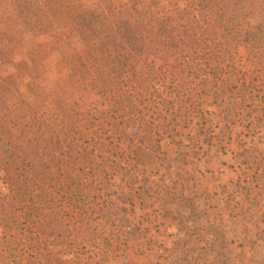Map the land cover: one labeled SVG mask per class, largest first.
Returning a JSON list of instances; mask_svg holds the SVG:
<instances>
[{
	"label": "trees",
	"instance_id": "obj_1",
	"mask_svg": "<svg viewBox=\"0 0 264 264\" xmlns=\"http://www.w3.org/2000/svg\"><path fill=\"white\" fill-rule=\"evenodd\" d=\"M100 1L101 17L84 23L100 42L88 70L106 107L100 116L97 107L77 112L60 105L56 118L30 122L26 113L18 115L24 104L9 103L11 88L0 80V188L6 193L0 195V264H76L82 255L105 251L122 257L126 242L101 220L118 196L117 175L127 173L122 179L131 188L137 182L135 165H120L121 144L133 149L129 163L169 161L166 140L183 136L189 152L211 115L228 128L250 130L249 118L264 113V27L252 37L239 32L264 12V0H185L182 7L145 11ZM62 4L25 0L22 23L34 11L56 28ZM122 210L128 223L134 209Z\"/></svg>",
	"mask_w": 264,
	"mask_h": 264
},
{
	"label": "rangeland",
	"instance_id": "obj_2",
	"mask_svg": "<svg viewBox=\"0 0 264 264\" xmlns=\"http://www.w3.org/2000/svg\"><path fill=\"white\" fill-rule=\"evenodd\" d=\"M24 1L0 0V80L11 88L9 103L24 104L25 112L18 115L27 114L30 122L56 118L60 105L77 112L97 107L94 115L100 116L106 107L88 71L100 42L85 32L84 23L101 17V1L62 0V24L53 29L34 11L24 25ZM104 1L140 11L166 4L182 7L186 2ZM263 25L264 12L255 13L239 32L252 37ZM240 53L242 64L250 68L245 51ZM210 107L205 104L204 109L215 112ZM249 122L250 130L242 125L228 128L218 115H211L189 152L183 136L166 140L163 153L169 161L151 163L142 157L129 163L126 155L133 149L123 142L126 155L120 165L126 170L135 165L137 182L131 188L122 179L127 173L117 175L122 188L101 220L126 242L124 255H82L76 264H264V113L252 115ZM128 125L134 132L133 121ZM3 173L0 166V177ZM0 189L3 198L6 193ZM123 206L134 209L128 223ZM3 239L0 229V258L5 256Z\"/></svg>",
	"mask_w": 264,
	"mask_h": 264
}]
</instances>
